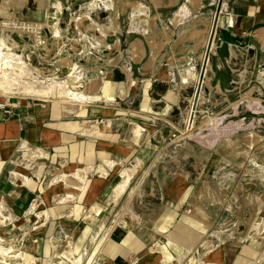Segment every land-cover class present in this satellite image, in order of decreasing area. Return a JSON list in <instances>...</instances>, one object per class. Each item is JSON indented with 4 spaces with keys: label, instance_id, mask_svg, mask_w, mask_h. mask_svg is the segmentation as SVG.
<instances>
[{
    "label": "crops",
    "instance_id": "1",
    "mask_svg": "<svg viewBox=\"0 0 264 264\" xmlns=\"http://www.w3.org/2000/svg\"><path fill=\"white\" fill-rule=\"evenodd\" d=\"M170 45L136 39L132 70L119 43L99 94L64 105L15 98L11 116L0 112V264H264V234L214 231L199 214L229 225L204 203L217 157L173 141L189 102L169 74L175 54L161 57ZM242 195L246 223L263 226L264 194L248 185Z\"/></svg>",
    "mask_w": 264,
    "mask_h": 264
},
{
    "label": "rangeland",
    "instance_id": "2",
    "mask_svg": "<svg viewBox=\"0 0 264 264\" xmlns=\"http://www.w3.org/2000/svg\"><path fill=\"white\" fill-rule=\"evenodd\" d=\"M219 1L0 0V97L75 104L88 92H102L117 66L119 43L133 70L129 46L136 39L170 42L161 57L175 54L169 74L189 102L180 133L197 153L217 157L204 203L212 210L209 204L218 205L212 217L229 225L214 227L209 212L199 214L214 231L263 235L264 220L260 227L246 223L242 192L249 185L264 194V0H223L199 103L191 111ZM103 44L109 51H100ZM66 64L69 72L59 73ZM180 167L175 163V170ZM232 201L238 210L220 209Z\"/></svg>",
    "mask_w": 264,
    "mask_h": 264
},
{
    "label": "water",
    "instance_id": "3",
    "mask_svg": "<svg viewBox=\"0 0 264 264\" xmlns=\"http://www.w3.org/2000/svg\"><path fill=\"white\" fill-rule=\"evenodd\" d=\"M222 3H223V0H220L219 1V5H218V9H217V12H216V16H215V19H214V23H213V28H212L210 40H209L208 45H207L205 58H204L201 74H200V77H199L198 88H197V91L195 93L194 101H193V105H192V116L196 112V109H197V106H198V103H199V99H200V95H201V91H202V88H203V85H204V79H205V77L207 75L208 65H209V62H210V55H211L212 47H213L214 36H215L216 31H217L219 18H220V14H221Z\"/></svg>",
    "mask_w": 264,
    "mask_h": 264
},
{
    "label": "built area",
    "instance_id": "4",
    "mask_svg": "<svg viewBox=\"0 0 264 264\" xmlns=\"http://www.w3.org/2000/svg\"><path fill=\"white\" fill-rule=\"evenodd\" d=\"M19 108V103L16 101H12V99H6L3 102H0V112H2L5 116H11L13 114V112L15 110H17ZM185 138V134L184 133H180L179 135H174L173 139L174 142H181L182 140H184ZM1 245L2 246H6L5 243H3L1 241ZM7 247V246H6ZM23 248V242L19 241L16 245H15V249L16 250H20ZM0 261L4 262V259L2 257H0ZM9 259H7L6 262H8Z\"/></svg>",
    "mask_w": 264,
    "mask_h": 264
},
{
    "label": "bare ground",
    "instance_id": "5",
    "mask_svg": "<svg viewBox=\"0 0 264 264\" xmlns=\"http://www.w3.org/2000/svg\"><path fill=\"white\" fill-rule=\"evenodd\" d=\"M191 111H192V110H191ZM191 128H192V127H191V125H190V129H189V131H188V136H190V132L192 131Z\"/></svg>",
    "mask_w": 264,
    "mask_h": 264
}]
</instances>
